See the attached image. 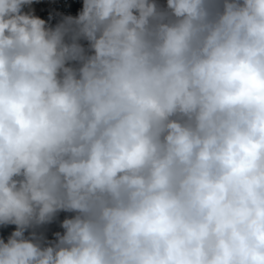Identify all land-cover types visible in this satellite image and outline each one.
I'll return each mask as SVG.
<instances>
[{
  "label": "clouds",
  "instance_id": "9594fccd",
  "mask_svg": "<svg viewBox=\"0 0 264 264\" xmlns=\"http://www.w3.org/2000/svg\"><path fill=\"white\" fill-rule=\"evenodd\" d=\"M33 3L0 0V264H264V0Z\"/></svg>",
  "mask_w": 264,
  "mask_h": 264
},
{
  "label": "trees",
  "instance_id": "16d2710c",
  "mask_svg": "<svg viewBox=\"0 0 264 264\" xmlns=\"http://www.w3.org/2000/svg\"><path fill=\"white\" fill-rule=\"evenodd\" d=\"M37 0H34V3L31 5V10L33 11L35 6L34 4L36 3ZM26 11L29 10L28 8L25 9ZM35 14V12H34ZM36 15V14H35ZM61 15H74L72 9L68 6H66L65 8H63L62 10H60L59 12H56L55 10H50L48 13L46 14H40V15H37L39 16L40 18L42 19H45L46 21L49 20V17L51 16L52 19L50 21L51 24H55L61 17ZM64 215L65 214H61L60 215V219L62 220L64 218ZM14 227L15 226H0V238H7V236L10 234V232L12 230H14ZM60 228H59V225L58 223H53L51 225H48L47 228H46V235L48 236V238H52V233L55 232V231H59Z\"/></svg>",
  "mask_w": 264,
  "mask_h": 264
},
{
  "label": "rangeland",
  "instance_id": "374dc122",
  "mask_svg": "<svg viewBox=\"0 0 264 264\" xmlns=\"http://www.w3.org/2000/svg\"><path fill=\"white\" fill-rule=\"evenodd\" d=\"M34 6L33 12L36 15L46 14L50 10L59 12L66 6L70 7L74 15H76L82 7V0H37Z\"/></svg>",
  "mask_w": 264,
  "mask_h": 264
}]
</instances>
